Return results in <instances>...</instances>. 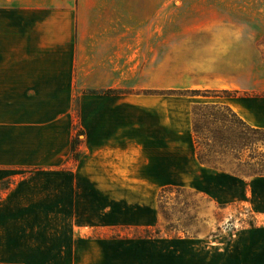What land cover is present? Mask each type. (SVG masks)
I'll use <instances>...</instances> for the list:
<instances>
[{
    "label": "crops",
    "instance_id": "crops-1",
    "mask_svg": "<svg viewBox=\"0 0 264 264\" xmlns=\"http://www.w3.org/2000/svg\"><path fill=\"white\" fill-rule=\"evenodd\" d=\"M163 14L164 0H0V184L30 170L0 197V224H50L75 209L79 224L156 225L166 187L264 211V176L199 161L191 114L222 104L264 130V93L249 83L257 67L243 64L241 42L217 36L186 35L164 54ZM102 246L101 264H264V236Z\"/></svg>",
    "mask_w": 264,
    "mask_h": 264
},
{
    "label": "rangeland",
    "instance_id": "rangeland-1",
    "mask_svg": "<svg viewBox=\"0 0 264 264\" xmlns=\"http://www.w3.org/2000/svg\"><path fill=\"white\" fill-rule=\"evenodd\" d=\"M171 5L179 8L171 10ZM162 25L164 54L172 41L186 35L204 41L217 36L228 42V48L233 46L231 40L241 42L243 64L258 70L257 78L253 75L248 81L264 93V0H164ZM189 93L232 96L230 91L207 89ZM191 114L193 133L195 127L199 132L197 138L194 133L197 155L203 157L204 165L246 181L261 175L257 163L264 162V133L256 134L222 104L198 103ZM29 174L30 170L22 169L13 179L2 182L0 197ZM163 196L161 204L157 198L158 222L151 226L79 224L75 209L53 212L57 218L50 224H0V264H101L105 260L102 245L142 239L143 228L172 237L264 236V211L254 210L248 201L216 205L199 192L181 188ZM130 213L132 216L135 210Z\"/></svg>",
    "mask_w": 264,
    "mask_h": 264
},
{
    "label": "trees",
    "instance_id": "trees-1",
    "mask_svg": "<svg viewBox=\"0 0 264 264\" xmlns=\"http://www.w3.org/2000/svg\"><path fill=\"white\" fill-rule=\"evenodd\" d=\"M229 108V107H228ZM230 109V108H229ZM252 130L256 133V134H261V133H264V130L262 129H255V128H252ZM194 133L196 135V138H197V135L199 134L198 132V129L195 127L194 128ZM79 143H80V140H79V134H77L74 139L72 140V145H71V150H72V156L74 159H79V156H80V153H79ZM198 159L201 163L205 164V160L203 159V157H201V155L198 154ZM259 169H258V172L261 174L259 176H264V162L263 160L262 161H259L257 163ZM173 189H177V188H163L160 193H159V196H158V201L160 202L161 204V200L162 198L164 197L163 195L166 194V193H170L171 191H173ZM159 204V208L162 209V207L160 206ZM138 231V230H136ZM144 236H141L143 238H156V237H160V233H159V230L157 229H148V228H143L142 229Z\"/></svg>",
    "mask_w": 264,
    "mask_h": 264
}]
</instances>
